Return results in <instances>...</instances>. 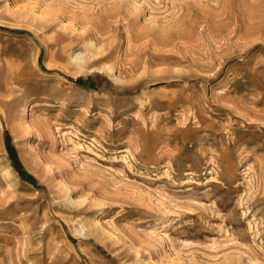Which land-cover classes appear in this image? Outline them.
Masks as SVG:
<instances>
[{"label":"rangeland","instance_id":"374dc122","mask_svg":"<svg viewBox=\"0 0 264 264\" xmlns=\"http://www.w3.org/2000/svg\"><path fill=\"white\" fill-rule=\"evenodd\" d=\"M0 264H264V0H0Z\"/></svg>","mask_w":264,"mask_h":264}]
</instances>
